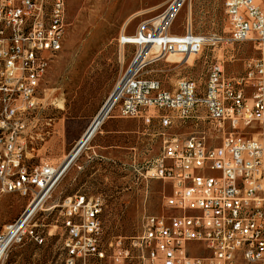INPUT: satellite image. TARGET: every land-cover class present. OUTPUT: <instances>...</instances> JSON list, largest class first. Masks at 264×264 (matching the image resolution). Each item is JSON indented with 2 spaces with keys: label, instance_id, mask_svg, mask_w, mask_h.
<instances>
[{
  "label": "built area",
  "instance_id": "1",
  "mask_svg": "<svg viewBox=\"0 0 264 264\" xmlns=\"http://www.w3.org/2000/svg\"><path fill=\"white\" fill-rule=\"evenodd\" d=\"M185 1L172 0L157 16L165 18L173 10L150 59L140 61L149 42L136 40L157 34L152 19L142 21L134 34L120 35L122 45L138 48L109 110L163 129L161 153L146 168L147 177L163 176L171 185L163 213L148 216L139 235L106 243L103 199L85 192L66 197L61 204L64 264H96L108 257L115 264L131 259L141 264H234L238 258L264 264V0L224 1L229 42L250 41L259 52L245 60L242 72L227 73L220 55L203 88L184 77L171 90L144 74L147 64L170 54L197 55L213 37L193 32L190 22L184 33H168ZM66 26L67 0H0V127L18 129L9 148L11 160L0 156V192L30 199L22 215L0 232L1 244L17 227L8 248L25 236L44 241L31 221L69 167L65 161L37 163L29 156L40 139L33 117L38 93L62 50ZM200 120L210 124L198 127L208 128V136H198V129L183 136L167 131L177 121L198 125ZM248 128H260L263 138L244 132Z\"/></svg>",
  "mask_w": 264,
  "mask_h": 264
},
{
  "label": "rangeland",
  "instance_id": "2",
  "mask_svg": "<svg viewBox=\"0 0 264 264\" xmlns=\"http://www.w3.org/2000/svg\"><path fill=\"white\" fill-rule=\"evenodd\" d=\"M146 1L67 0L63 47L41 84L37 97L39 110L33 115L38 120L40 135L34 142L35 150L29 153L35 162L42 160L58 165L65 161L110 99L128 68L129 55L138 48L135 44L122 45L120 35L135 33L143 20L152 19L158 25L157 16L164 11L138 14L124 26L127 18L146 7ZM224 1L213 0L206 4L204 0H186L167 29L169 34L184 33L191 21L193 32L221 40L207 44L197 55L170 54L152 61L144 68V74L160 79L163 86L171 90L184 77L195 80L203 88L211 63L220 55L226 60L227 73L242 72L245 60L257 57L259 52L253 42H229L230 26ZM201 114L205 117L204 112ZM108 120H114L113 128L123 129V132L111 134L112 137L98 135L89 140L43 208L33 217L30 225L44 241L37 243L25 236L5 251L0 264H64L61 204L66 197L78 192L103 199L106 243L117 237L139 235L148 216L163 213L164 196L171 193V185L163 179L146 176L147 166L161 153L160 131L163 129L157 123L147 125L140 119L123 118L117 109L110 112ZM202 125L210 126L204 120L198 125L194 121H177L167 131L183 136ZM244 132L263 138L260 128H248ZM116 139L122 142L123 149L111 151L100 147ZM29 200L18 192H0V232L4 225L14 223L22 215ZM96 264L115 263L108 257ZM124 264L141 263L131 259ZM234 264L247 263L238 258Z\"/></svg>",
  "mask_w": 264,
  "mask_h": 264
},
{
  "label": "bare ground",
  "instance_id": "3",
  "mask_svg": "<svg viewBox=\"0 0 264 264\" xmlns=\"http://www.w3.org/2000/svg\"><path fill=\"white\" fill-rule=\"evenodd\" d=\"M172 15H173V10L170 11L169 14L165 18H158L157 23H158L159 30L154 37L146 39V37L144 35H142L141 37L138 38V40H136L137 42H143V41L149 42L148 45L146 46L145 53L142 55L140 61L148 59L149 55L153 51H156L158 49L157 42H159L161 39V36H159L158 33H159L160 29L166 28L168 21ZM208 41L210 44H214L216 42V38L215 37L209 38ZM114 98H115V96L112 97L111 100L106 104L105 108L103 109V111L101 112L99 117L97 119L95 118L96 120L92 122L93 124H92L91 128L89 127L90 128V130H89L90 136H89L88 140L85 142V144L81 147V149L79 150V152L76 154L75 157H77L78 154L83 150V148L86 146L88 141L93 137L95 132L98 130L102 120L106 117V115L108 113H110L109 110L111 109ZM0 135H2V141H4V146H0V156H2L3 160H11V150L9 148H11V142H14L18 139V129L15 127H10V126H1L0 127ZM198 136H208V128H198ZM81 144H82V142H80L78 147ZM156 178L163 179V176H156ZM55 187L56 186L52 187V192L55 189ZM16 230H17V227H15L11 231V233L7 236V238L0 244V260L2 259V257L5 254L6 249L10 245V243H11L10 240L14 236Z\"/></svg>",
  "mask_w": 264,
  "mask_h": 264
},
{
  "label": "crops",
  "instance_id": "4",
  "mask_svg": "<svg viewBox=\"0 0 264 264\" xmlns=\"http://www.w3.org/2000/svg\"><path fill=\"white\" fill-rule=\"evenodd\" d=\"M213 0H204V3H206V4H210L211 2H212ZM172 2V0H147L146 1V7L145 8H143L142 10H140L139 12H137V13H135L134 15H132V16H130L129 18H127L126 19V21H125V23H124V26H128V24H130V22L132 21V19L134 18L133 16H136V15H138V14H143V13H152V12H155V11H158V10H165L167 7H168V5L170 4ZM144 21V20H143ZM142 22V21H141ZM140 22V23H141ZM139 23V24H140ZM190 23H191V21H190ZM134 34V33H133ZM176 34H181V33H176ZM128 53L129 54H131V49L130 48H128ZM135 53H136V51L132 54V56L131 55H129V60L127 61V63H128V67H129V65L131 64V62L133 61V58H134V56H135ZM124 54H123V59H122V68H123V66H124V62H125V60H124ZM131 56V57H130ZM150 63V62H149ZM148 63V64H149ZM147 64V65H148ZM103 108V107H102ZM101 108V109H102ZM101 111V110H100ZM100 111L97 113V115L100 113ZM96 115V116H97ZM96 116L93 118V120L96 118ZM122 117V116H121ZM107 118H109V115L108 116H106L105 118H104V120H102V122H101V124H100V126H99V128H98V130L95 132V134L93 135V137L90 139V140H92L95 136H98V135H107V137H112L111 136V134H118V133H121V132H123V129H118V128H113V125H114V120H108L107 121ZM123 118H125V117H123ZM127 119H133V118H127ZM134 119H139V118H134ZM92 120V121H93ZM141 120V119H140ZM91 121V122H92ZM88 128V127H87ZM87 131V130H86ZM85 131V132H86ZM99 146V145H98ZM100 147L101 148H105V149H111V151H114V149L115 150H117V149H123V144H122V142H119L118 143V141H117V139L112 143V142H110V143H108V144H105V145H100ZM113 149V150H112ZM74 150V149H73ZM72 153V152H71ZM70 153V154H71ZM69 154V155H70ZM80 154V153H79ZM79 154H78V156H79ZM68 155V156H69ZM68 156H67V158H68ZM77 156V157H78ZM77 157H75V159L73 160V162H75V160H76V158ZM66 158V159H67ZM72 162V163H73ZM71 163V164H72ZM71 164L69 165V167L71 166ZM68 167V168H69Z\"/></svg>",
  "mask_w": 264,
  "mask_h": 264
},
{
  "label": "water",
  "instance_id": "5",
  "mask_svg": "<svg viewBox=\"0 0 264 264\" xmlns=\"http://www.w3.org/2000/svg\"><path fill=\"white\" fill-rule=\"evenodd\" d=\"M113 94L111 95L110 99L107 101V103L111 100ZM106 103V104H107ZM106 104L103 106V108L101 109L100 113L96 116V119L99 117V115L101 114V112L103 111V109L105 108ZM96 119H94L93 121H95ZM93 124V123H92ZM92 124L90 125V128L92 126ZM89 129H87V131L85 132V134L82 136V138L79 140V142L77 143L76 147L74 148V150L72 151V153L68 156V158L65 160V166L67 167L75 158L76 154L79 152V150L81 149V147L85 144V142L88 140L90 133H89ZM85 138V139H84ZM80 142H82V144L78 147V145L80 144Z\"/></svg>",
  "mask_w": 264,
  "mask_h": 264
}]
</instances>
